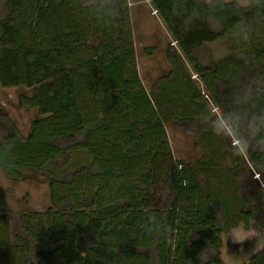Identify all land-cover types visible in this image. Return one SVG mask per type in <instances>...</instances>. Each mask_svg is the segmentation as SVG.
Here are the masks:
<instances>
[{"label": "trees", "instance_id": "16d2710c", "mask_svg": "<svg viewBox=\"0 0 264 264\" xmlns=\"http://www.w3.org/2000/svg\"><path fill=\"white\" fill-rule=\"evenodd\" d=\"M150 2L216 111L232 108L245 87L252 96L240 106L264 109V8L243 13L253 29L244 41L230 6L217 33L201 21L185 31L172 0ZM219 40L230 55L201 64L198 54ZM134 41L128 0H0V86L35 89L20 108L40 116L28 135L0 118L9 130L0 132V171L12 181L46 176L54 206L15 213L0 195V264H197L204 250L207 264H231L224 237L240 229L257 237L237 264H264V153L251 156L260 180L225 168L222 186L203 190L191 165L174 159L166 124L212 145L211 160L221 144L234 156L210 130L217 113L172 46L170 74L148 92ZM72 153L91 162L58 179L53 170Z\"/></svg>", "mask_w": 264, "mask_h": 264}, {"label": "rangeland", "instance_id": "374dc122", "mask_svg": "<svg viewBox=\"0 0 264 264\" xmlns=\"http://www.w3.org/2000/svg\"><path fill=\"white\" fill-rule=\"evenodd\" d=\"M128 2L132 17L137 66H140V72L139 67L138 72L143 86L148 92H151L156 81L168 76L172 70L166 56L167 47L172 46L176 54L181 55V51L173 41L169 31L158 18L150 0H128ZM147 48L154 49V56L150 57L144 52ZM198 55L197 58L199 57V61L205 66L210 65V63H220L230 55L229 43L225 40H219L207 44L206 50H203ZM182 61L186 65L189 75L191 76L192 85L196 86L205 97L206 93L203 83L200 81L199 77L195 75L191 65L184 56H182ZM176 84L173 79L170 81L172 90H176V88L179 87ZM35 94V89H27L24 87L4 89L0 86V118L6 116L15 120L14 122L20 127L23 133L28 135L30 133L31 124L35 120L40 119V116L37 109H21L20 98H33ZM206 101L216 111L214 105L207 96ZM216 113L217 115L220 114L219 111H216ZM166 129L174 159L182 160L191 165L195 175V181L203 187V190H218L222 185L217 182V175L218 173H223L225 168H247L249 170H254L251 159L246 162L238 156H232L223 144L220 145L217 155L211 160L209 148H213L212 145L207 148L202 141L195 139L192 134H186L176 129L172 121L166 124ZM0 132L3 136L9 135V130L1 120ZM70 157V162L66 167L53 170L58 179L74 171L75 168L86 166L91 162V159L86 153H72ZM223 157L226 159L224 162L223 159H221ZM233 159L237 160V164L239 163L240 167L233 162ZM257 177L258 180H260L259 175H257ZM250 178L251 177H248L249 180H251ZM261 187L264 192V184H262ZM0 195L5 198L6 202L15 213L25 211L44 213L54 208L48 182L44 175L35 177L25 175L22 180L12 181L0 171ZM237 232L242 239H247L240 243L234 242L230 234L224 237L226 245L222 254L226 256L227 263L237 264L238 253L239 257H242L246 252L249 253V251L244 249L246 246L251 248L254 244V241L251 239L257 237L255 233L249 235L241 229ZM246 243L247 245H245ZM261 244L264 246V242H261ZM255 248L256 252L261 250V248H259V242L255 245ZM197 264H201V262Z\"/></svg>", "mask_w": 264, "mask_h": 264}, {"label": "clouds", "instance_id": "9594fccd", "mask_svg": "<svg viewBox=\"0 0 264 264\" xmlns=\"http://www.w3.org/2000/svg\"><path fill=\"white\" fill-rule=\"evenodd\" d=\"M229 6L233 14L240 17L236 36L244 41L250 40L253 29L244 20L243 13L264 8V0H192L190 9L188 0H172L173 14L181 20L185 31L191 30L197 21H201L210 31L222 33L225 21L223 13L229 10ZM251 96L252 88H243L239 91L238 102L234 101L232 108L222 107L221 113L214 114L209 120L212 133L228 145L234 156L246 162L251 159L252 153H264V109L248 111L240 106L249 103ZM249 172L258 179L254 170ZM248 173L241 177V182ZM230 237L240 243L247 239H242L237 231H233ZM206 252L204 250L198 256L201 264H207Z\"/></svg>", "mask_w": 264, "mask_h": 264}, {"label": "crops", "instance_id": "0c3cea01", "mask_svg": "<svg viewBox=\"0 0 264 264\" xmlns=\"http://www.w3.org/2000/svg\"><path fill=\"white\" fill-rule=\"evenodd\" d=\"M138 67H139V72H140V66L138 65Z\"/></svg>", "mask_w": 264, "mask_h": 264}]
</instances>
